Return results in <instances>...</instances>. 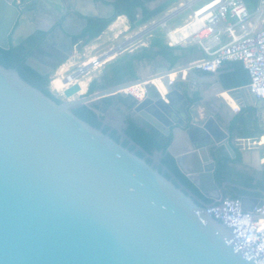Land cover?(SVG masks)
<instances>
[{"label": "water", "instance_id": "95a60500", "mask_svg": "<svg viewBox=\"0 0 264 264\" xmlns=\"http://www.w3.org/2000/svg\"><path fill=\"white\" fill-rule=\"evenodd\" d=\"M37 3L0 0V47L18 45L30 35L16 31L26 20L35 21ZM107 6L106 13L80 14L110 18L116 6ZM72 36L60 25L47 37L64 51L61 62L75 52ZM162 71L79 98L81 86L74 83L57 102L17 68L0 63V264H255L227 243L235 226L204 213L208 205L201 199L74 111L130 96L127 87L160 76L165 91L146 83L145 95L128 107L131 117L141 116L162 134H172L167 150L182 172L206 197L221 200L215 157L222 147L236 157L231 131L217 119L215 104L205 105L203 92L196 99L189 76H198L194 65L168 61ZM173 72L188 78L186 89L171 79ZM228 92L241 98L240 109H264V99L249 86ZM178 132L185 135L180 153L175 151ZM241 199L244 209H252L264 195Z\"/></svg>", "mask_w": 264, "mask_h": 264}, {"label": "built area", "instance_id": "2783aa9c", "mask_svg": "<svg viewBox=\"0 0 264 264\" xmlns=\"http://www.w3.org/2000/svg\"><path fill=\"white\" fill-rule=\"evenodd\" d=\"M138 28L122 42L92 55L76 68L69 67L63 76L65 87L87 77L93 70L127 51H133L145 35L163 30L166 43L171 47L197 45L203 53L194 67L210 73H218L226 62H241L247 70L250 91L264 99V0H257L251 8L249 0H187ZM188 5V19L172 27L170 20L185 12ZM143 43V42H142ZM127 87L125 91L136 99L145 95V84ZM157 86V85H156ZM158 87V86H157ZM219 202L209 205L204 213L235 226L234 236L227 241L236 251L242 252L255 264H264V201L252 209H244L242 199L225 196ZM199 215L202 211L197 212Z\"/></svg>", "mask_w": 264, "mask_h": 264}, {"label": "trees", "instance_id": "16d2710c", "mask_svg": "<svg viewBox=\"0 0 264 264\" xmlns=\"http://www.w3.org/2000/svg\"><path fill=\"white\" fill-rule=\"evenodd\" d=\"M153 0H115L117 8L116 14L111 18L91 17L88 20V25L83 33L79 36L85 39V44H88L95 38L99 37L107 27L119 15H126L130 21V29L134 30L155 18L161 16L174 2L178 0H165L161 5L154 9L148 7V3ZM256 4V0H249V5L252 8ZM46 35V32H38L37 35L29 37L18 45H10L9 48L0 47V63L7 67H15L20 74L29 82L40 88L48 96L61 102V98L51 91L49 85L51 83V73L41 72L37 67L29 63V58L35 45ZM179 48L168 45L161 32H157L153 37L149 47H142L134 53H126L119 56L115 60L107 63L100 77L94 78L88 87V94L96 90L104 89L109 86L126 82L128 80L137 79V62L143 60H155L157 56H162L168 60L171 65H174L181 57L176 50ZM235 71L223 77L226 88H234L248 84L250 77L241 62H237ZM238 74L237 79L234 77ZM121 100L129 107L133 106L135 99L130 97H120ZM198 97L196 96V99ZM107 105L113 103V98L106 99ZM100 106L98 104H83L74 111L80 117L91 123L92 125L102 128L103 131L109 132L110 126L104 124L109 121L112 124L124 130L128 138L123 142L124 145L135 150L139 155L146 157L149 162L156 163L161 171L169 178H173L175 182L184 186V188L201 199L205 205H213L218 203V200L206 197L200 192L198 187L182 172L176 159L168 152V147L173 139L172 134L164 135L154 127H147L140 124L133 118L120 120L121 125H117V121L107 119V113H111L116 117L115 112L108 110L98 114ZM105 120V121H104ZM231 134H235L236 124L233 122L230 126ZM110 135L119 140L116 130L110 132ZM133 143H131V141ZM140 146V148L137 147ZM236 157L231 158L225 148H221L217 153L215 180L221 186L223 197L230 196L232 198H242L243 196L253 195L249 188L256 186L254 184L255 177L235 167L230 166V163H240L242 156L239 150L234 147Z\"/></svg>", "mask_w": 264, "mask_h": 264}, {"label": "crops", "instance_id": "0c3cea01", "mask_svg": "<svg viewBox=\"0 0 264 264\" xmlns=\"http://www.w3.org/2000/svg\"><path fill=\"white\" fill-rule=\"evenodd\" d=\"M55 4V11L59 10L62 7L65 10H68L69 7L80 14V12L91 13V14H102L106 13L109 10L110 3L115 0H51ZM165 0H153L148 3V7L150 9H154L161 5ZM205 0H197V2H204ZM181 0L174 2L162 15H164L170 9L181 4ZM257 3V0H256ZM107 4V5H106ZM59 5V8H58ZM256 4L252 7L255 8ZM71 12V11H70ZM186 12V11H185ZM182 13L174 17L170 20V24L172 27L183 24L187 19L189 13ZM81 15V14H80ZM161 15V16H162ZM159 16V17H161ZM122 18V22H120L116 27H113V24L119 19ZM45 27H49L52 24V21L48 18H40ZM71 23L69 22L68 26ZM73 25V24H72ZM130 21L126 15H119L109 26L108 32L104 31L101 36H99L97 41H102L104 38L116 39L123 36V38L134 35L139 27L136 29H130ZM37 27L35 22L26 20L20 27V30L16 31V35L18 36H28L33 32V30ZM156 31L153 35H147V37L140 42L141 46L136 47L133 51H127L121 53V55H125L126 53H134L137 50H140L142 47H149L153 37L156 35ZM112 36H109V35ZM164 40L165 39V35ZM88 48V47H87ZM175 48H179L176 50V53L181 55L180 61L184 67H189L195 64V62L202 58L203 53L197 45L191 44L188 46H178ZM79 52L76 51L70 57L69 63L74 64L79 59ZM118 58V57H117ZM157 59V62L153 63ZM155 60H143L137 62V73L138 76L140 74L144 75V77L149 78L152 74H155L159 71L162 73V68L167 65L168 60L164 59L162 56H157ZM239 63V62H238ZM69 65V64H68ZM238 66L237 62H226L222 69L218 73H210L200 69L196 70L198 76L189 75L191 78H194L196 83L194 85L195 94L198 97L199 92H203L205 95V105L209 106L213 105V111L216 114L219 122L226 128L230 130L231 124L234 122L236 124L235 134H231V145L232 147H236L242 156V161L240 163H230V166L235 167L237 170H242L252 176L255 177L254 184L256 186L250 187L249 190L254 193L253 195H249L252 197H261L264 195V109L259 111L255 107H243L239 108L238 101L241 102V98L234 99L228 92L229 89L224 85L223 77L227 74H231L235 71V67ZM66 65L60 67L57 72L55 78H60L63 74ZM162 67V68H161ZM43 70V68H41ZM245 69V68H244ZM174 76L172 79H177V85H181L184 89L187 87L188 78L184 80V76L181 78L177 73L173 72ZM171 77V75H170ZM236 79L238 74L234 76ZM54 78V79H55ZM95 78V77H94ZM53 81V80H52ZM249 84V83H248ZM248 84L238 86H248ZM237 88V87H234ZM228 93L232 100L235 101L236 107L234 108L232 104L226 99L224 93ZM199 98V97H198ZM122 109L128 111V105H122ZM200 113L204 112V108H199ZM178 139L175 145L176 152H183L185 147L184 133L178 132ZM227 151V150H226ZM228 152V151H227ZM229 154V152H228ZM230 155V154H229ZM231 157V156H230ZM233 159V158H232Z\"/></svg>", "mask_w": 264, "mask_h": 264}, {"label": "flooded vegetation", "instance_id": "af4514ba", "mask_svg": "<svg viewBox=\"0 0 264 264\" xmlns=\"http://www.w3.org/2000/svg\"><path fill=\"white\" fill-rule=\"evenodd\" d=\"M113 3L115 4V1ZM54 8H55V4L51 0H38L36 13H35V21H34L37 24V27L34 29V31L25 40L29 39V37H31L33 35H37L38 32H46V35L43 38H41L40 41L35 45V47L32 51V55L29 58V63L32 64L34 67H37L39 70H41L44 73H52L54 71H57L60 67H63L68 63L69 64L68 68H65L63 71V74L61 75V79L63 80V76L66 74V71H68L69 67L73 65V64L68 62L70 57H72V55L68 56L67 59H65L64 61L61 62V57H64V55H65L64 51L62 49L57 48L52 42L48 41L47 37H48L49 33L53 32L58 26L65 25V26H67L69 32L71 34H73L72 40H73L75 52L76 51L79 52V50L83 49L84 47H86L90 43L89 42L88 44H85L84 43L85 39L81 38L79 36L83 33L84 29L88 25V20L91 17L86 18V17L80 15L76 11L69 12L66 15H63L66 11L63 7H62V9L60 8L57 11H55ZM58 8H59V5H58ZM116 12H117V8H116ZM40 18H48L49 20H51L52 21L51 26L45 27L44 24L42 23V21L40 20ZM99 18H102V17H99ZM86 19H87V21L85 23ZM69 22L71 23L70 26H68ZM79 65L80 64L77 62L74 63V66L72 67V69L76 68ZM54 67H55V70L52 71ZM41 68H43V70ZM83 80H86V77ZM49 87H50V85H49ZM88 87H89V85H88ZM88 87L83 92V94L88 92ZM58 92L63 97L62 92H60V91H58ZM80 96H82V93H80ZM120 97H124V96L116 95V96L110 97V98H113V103L110 106L107 105V102H106V99H108V98L104 99L101 103L98 104L100 106V109H99L100 113H102V112L104 113L108 110H112L115 113H120L119 115L121 116L122 120H127L129 118H132L130 109H128V111L122 109V105H127V104H125L121 100ZM127 97H130V96H127ZM95 104H97V103H95ZM135 120L138 121L139 123H141L142 125L147 126V127H153L147 120H145L141 116H136ZM104 124H107L111 127L109 132H108L109 134L111 131L116 130L117 135L119 136L118 141H121L122 143L125 141L126 138L123 134H121V132H120L121 129L119 127H117L116 125L112 124L109 121H105ZM150 163H152L156 167H158L156 165V163L154 162V160L151 161Z\"/></svg>", "mask_w": 264, "mask_h": 264}, {"label": "rangeland", "instance_id": "374dc122", "mask_svg": "<svg viewBox=\"0 0 264 264\" xmlns=\"http://www.w3.org/2000/svg\"><path fill=\"white\" fill-rule=\"evenodd\" d=\"M183 3H187L188 4V1L187 0H181ZM187 8V9H186ZM185 13H190V10L188 9V5H186L185 7ZM108 32V28L105 30ZM159 32H161L162 36L164 35V31L163 30H158ZM156 32V30H155ZM109 36H112L111 34ZM147 37V35H145L143 37V40ZM124 40L123 36H121L120 38H116V39H111L110 37L109 38H104L102 41H97V39H94L92 40L86 47H84L83 49L79 50V59L78 61H76L77 63L81 64L83 63L84 61L88 60V58L92 55H95V54H98L100 52H102V50H105L106 48H109L111 46H114L116 44H119L120 42H122ZM142 40V41H143ZM144 42V41H143ZM88 47V48H87ZM121 55V54H119ZM119 55L117 57H119ZM116 57V58H117ZM157 62V60H155L153 63ZM104 67L105 66H102L100 68H97L95 70H93L87 77H86V81H87V87L88 85L90 84V81L94 78V77H100L103 73V70H104ZM65 68H68V63L66 64V67ZM56 72L57 71H54L51 73V82L52 80H54L55 76H56ZM56 79V78H55ZM50 89L56 93L59 97L61 96V94L55 90L51 83H50ZM81 97L80 94H78L77 96H75V98H79ZM113 97V96H112ZM62 99V96L60 97ZM116 117H113L111 113H107L106 115V118L107 119H112L114 121H117V125H121L122 123L119 121V119L122 121L121 119V116L119 115L120 113H115Z\"/></svg>", "mask_w": 264, "mask_h": 264}, {"label": "bare ground", "instance_id": "6f19581e", "mask_svg": "<svg viewBox=\"0 0 264 264\" xmlns=\"http://www.w3.org/2000/svg\"><path fill=\"white\" fill-rule=\"evenodd\" d=\"M120 22H122V18L120 17L114 24L113 27H116ZM174 76V74H171V79ZM160 76H153L151 80H154L156 85L162 90L165 91V87L160 79ZM79 85L81 86V90L79 93H83L86 88H87V81L86 80H81L79 82ZM52 87L57 90V91H62L65 87V84L63 82L62 79L60 78H56L51 82ZM224 96L226 97V99L232 104V106L235 108L236 107V103L235 101L232 100L231 96L226 92L224 93Z\"/></svg>", "mask_w": 264, "mask_h": 264}, {"label": "clouds", "instance_id": "9594fccd", "mask_svg": "<svg viewBox=\"0 0 264 264\" xmlns=\"http://www.w3.org/2000/svg\"><path fill=\"white\" fill-rule=\"evenodd\" d=\"M115 60V59H114ZM131 96V95H130ZM134 99H136V98H134Z\"/></svg>", "mask_w": 264, "mask_h": 264}]
</instances>
